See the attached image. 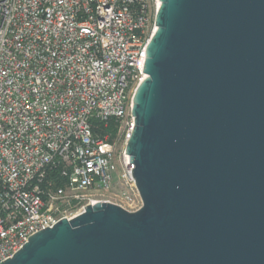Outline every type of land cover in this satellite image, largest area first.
Wrapping results in <instances>:
<instances>
[{"label": "water", "instance_id": "obj_1", "mask_svg": "<svg viewBox=\"0 0 264 264\" xmlns=\"http://www.w3.org/2000/svg\"><path fill=\"white\" fill-rule=\"evenodd\" d=\"M126 146L135 212L87 205L0 264H264V0H160Z\"/></svg>", "mask_w": 264, "mask_h": 264}, {"label": "built area", "instance_id": "obj_2", "mask_svg": "<svg viewBox=\"0 0 264 264\" xmlns=\"http://www.w3.org/2000/svg\"><path fill=\"white\" fill-rule=\"evenodd\" d=\"M159 0H0V263L110 202L142 208L126 146Z\"/></svg>", "mask_w": 264, "mask_h": 264}, {"label": "bare ground", "instance_id": "obj_3", "mask_svg": "<svg viewBox=\"0 0 264 264\" xmlns=\"http://www.w3.org/2000/svg\"><path fill=\"white\" fill-rule=\"evenodd\" d=\"M159 2H160V0H159ZM161 3V2H160Z\"/></svg>", "mask_w": 264, "mask_h": 264}]
</instances>
